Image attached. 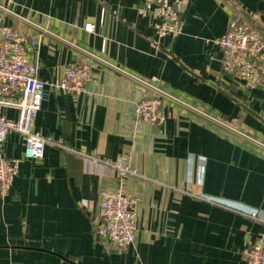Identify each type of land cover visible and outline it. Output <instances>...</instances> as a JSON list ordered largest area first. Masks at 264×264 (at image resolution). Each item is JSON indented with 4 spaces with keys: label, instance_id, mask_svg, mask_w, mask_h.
Wrapping results in <instances>:
<instances>
[{
    "label": "crops",
    "instance_id": "crops-1",
    "mask_svg": "<svg viewBox=\"0 0 264 264\" xmlns=\"http://www.w3.org/2000/svg\"><path fill=\"white\" fill-rule=\"evenodd\" d=\"M143 2L0 0L5 25L43 34L31 56L40 79L58 83L86 51L156 80L178 100L165 101L167 120L158 127L135 122L134 107L149 91L111 68L96 69L92 95L48 86L34 130L73 152L47 146L42 161L28 160L16 133L0 146V157L21 159L0 200V264H245L243 251L264 235V89L223 73L217 44L231 16L264 34V0H189L184 33L159 47L154 20L138 14ZM123 155L141 177L127 181L139 200L135 243L119 250L97 240L95 225L101 192L118 185L103 161ZM200 194L256 209L261 219Z\"/></svg>",
    "mask_w": 264,
    "mask_h": 264
},
{
    "label": "built area",
    "instance_id": "built-area-1",
    "mask_svg": "<svg viewBox=\"0 0 264 264\" xmlns=\"http://www.w3.org/2000/svg\"><path fill=\"white\" fill-rule=\"evenodd\" d=\"M189 0H144L138 9L141 17L154 20V33L159 47V40L165 37H178L185 31L183 12ZM87 32H93L94 25L85 26ZM40 34L38 39L42 37ZM20 33L5 25L0 18V146L10 134L23 137L25 144L24 158L42 161L47 146H52L64 153H72L61 138L44 136L34 130V123L42 109L44 94L48 86L79 97L92 95L89 86L96 82L95 71L105 66L130 76L138 81L149 95L142 98L134 107L136 124L148 123L161 127L166 123L164 112L166 100H176L163 90L156 80L147 81L135 77L112 62L95 53L83 51L87 59L83 62L67 65L62 79L58 83H48L39 77L40 66L32 61V53L39 40ZM222 51V72L233 76L249 89H264V34L231 16L225 35L217 41ZM17 111L15 119H8L3 110ZM85 162H97L98 159L82 155ZM116 173L118 185L112 190H103L100 194V216L95 225V237L98 241L110 243L122 250L135 243L138 232L139 200L127 189L131 177H141L132 166L131 156L123 155L117 161H103ZM21 159L0 157V200L11 191L20 170ZM199 198L232 211L260 220L258 210L240 206L225 200L200 194ZM245 264H264V235L243 251Z\"/></svg>",
    "mask_w": 264,
    "mask_h": 264
}]
</instances>
